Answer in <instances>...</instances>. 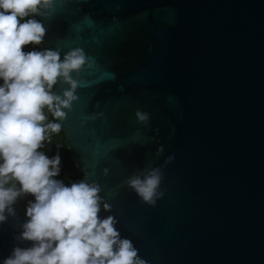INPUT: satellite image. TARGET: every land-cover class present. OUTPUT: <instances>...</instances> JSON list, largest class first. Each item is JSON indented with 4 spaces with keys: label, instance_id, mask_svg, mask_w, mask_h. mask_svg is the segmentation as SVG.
I'll list each match as a JSON object with an SVG mask.
<instances>
[{
    "label": "water",
    "instance_id": "95a60500",
    "mask_svg": "<svg viewBox=\"0 0 264 264\" xmlns=\"http://www.w3.org/2000/svg\"><path fill=\"white\" fill-rule=\"evenodd\" d=\"M36 18L44 49L86 57L61 132L100 216L147 264H264V0H55ZM152 168L155 205L126 185ZM13 207L0 264L31 246Z\"/></svg>",
    "mask_w": 264,
    "mask_h": 264
},
{
    "label": "clouds",
    "instance_id": "9594fccd",
    "mask_svg": "<svg viewBox=\"0 0 264 264\" xmlns=\"http://www.w3.org/2000/svg\"><path fill=\"white\" fill-rule=\"evenodd\" d=\"M55 0H0V223L15 216L13 205L30 195L26 221L17 240L30 247H14L2 264H147L128 238H122L111 205L101 186L81 180L66 185L59 153L49 158L40 151L48 133H59L66 111L77 100L79 82L73 78L86 64L82 49L24 51L41 45L47 29L40 19L52 12ZM67 85L60 94L56 86ZM45 109L56 118L47 122ZM140 121L148 115L137 111ZM163 148L157 150V155ZM172 160L168 157L165 163ZM160 168L130 176L126 185L149 205L163 196Z\"/></svg>",
    "mask_w": 264,
    "mask_h": 264
},
{
    "label": "trees",
    "instance_id": "16d2710c",
    "mask_svg": "<svg viewBox=\"0 0 264 264\" xmlns=\"http://www.w3.org/2000/svg\"><path fill=\"white\" fill-rule=\"evenodd\" d=\"M37 19L36 17H32ZM40 50L42 51L43 45L33 46L29 45L24 48V51H32V50ZM45 115L47 116V122H54L55 117L52 115L48 109H45ZM40 151L44 152L45 155L49 156V158L53 157L57 153H59L61 158L60 164V173L55 179L63 181L66 185H70L71 183L77 182L82 177L78 172L77 167L75 166L72 160V153L68 149L67 143L65 141L63 133L60 131L59 133H48V139L44 142L43 147ZM33 200V197L30 195H23L18 198L19 204L22 209L25 211L27 204L29 201Z\"/></svg>",
    "mask_w": 264,
    "mask_h": 264
}]
</instances>
